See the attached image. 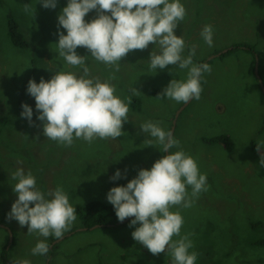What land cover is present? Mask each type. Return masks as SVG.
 <instances>
[{
	"label": "rangeland",
	"instance_id": "obj_1",
	"mask_svg": "<svg viewBox=\"0 0 264 264\" xmlns=\"http://www.w3.org/2000/svg\"><path fill=\"white\" fill-rule=\"evenodd\" d=\"M67 3L68 0H58L55 9H45L38 0H0V119L6 121L5 124L0 121V252L6 241L11 247L15 240V246L7 253L8 264L18 259H28L31 264H49V261L50 264H168L173 258L166 251L158 255L147 252L146 256V248L132 237L140 225L129 227L131 221L114 228L82 231V222L76 214L71 230L57 239L44 238L38 233L29 235L27 225L21 227L15 219L7 218L18 199L13 191L18 181L12 179V174L19 168L25 174L31 171L37 187L45 194L55 190L63 180L59 186L74 207L95 199L112 205L106 198L111 188L126 186L139 170H150L163 156L161 145L144 143L151 137L140 126L146 121L160 122L164 130L171 131L175 121L172 116L185 104L156 99V93L163 91L172 79H186L188 70L172 65L164 70H150L148 60L155 45L130 51L120 61L118 72L95 61L87 49L78 47V55L88 56L86 63L91 76L99 77L102 82L115 76L111 83L116 86L117 96L122 92L131 94L132 87L142 94L134 96L140 99L147 117L135 118L128 113L129 121L122 128L124 135L116 140L92 142H101L105 147L95 150L88 160L89 174L76 182L62 177L59 172L67 156L77 169H85L84 154L78 155L76 149L87 142L76 139L70 147H65L46 138L43 124L37 119L40 113L35 99L27 93V86L30 79L36 83L41 77L49 81L59 71L82 73L81 68L68 65L59 56L56 45L59 32L67 34L62 27L58 28V16ZM181 3L187 15L175 35L185 40L184 55H188L192 45H197L193 62L207 63L212 71L204 74L206 82H202L201 99H193L179 117L174 137L180 141V148L196 159L200 172L207 174L208 191L194 198L192 207H173L171 211L179 210L184 218L181 235L194 234L190 236L194 247L189 251L199 254L196 264H264V167L259 163L264 156V145L259 152L256 149V144L264 141V91L260 83L261 80L264 85V71L259 79L251 70L253 54L244 48L233 49L238 43L254 47L259 67L261 64L264 70V0H181ZM25 4L36 9L34 19L23 11ZM8 17L17 22L29 45L12 44ZM96 17L93 10L85 21ZM205 25L214 29L212 47L201 37ZM228 49L232 50L211 60ZM22 104L32 108L33 126L21 117ZM221 136L232 142L231 150L223 143H211ZM87 144L82 152L89 148ZM65 150L68 154L63 155ZM111 151L121 154L116 159L114 154L112 170L103 161L104 154ZM117 170L122 178L110 180ZM98 182H102L100 186L96 185ZM187 191L190 194L191 187ZM5 231L9 233L7 236ZM12 231L16 239L14 234L10 244ZM41 240L50 249L54 248L47 260V255L31 254Z\"/></svg>",
	"mask_w": 264,
	"mask_h": 264
},
{
	"label": "clouds",
	"instance_id": "obj_2",
	"mask_svg": "<svg viewBox=\"0 0 264 264\" xmlns=\"http://www.w3.org/2000/svg\"><path fill=\"white\" fill-rule=\"evenodd\" d=\"M57 2L38 0L45 9H55ZM93 10L97 17L86 22V15ZM23 11L34 19L36 9L30 4H25ZM186 15L181 0H68L58 16V28L62 27L67 34L59 32L56 45L59 56L68 65L81 68L82 73L59 71L49 81L43 77L39 83L29 80L27 93L35 99L43 135L65 147H70L76 139L89 144L96 139L116 140L124 135L123 125L129 121L131 97L142 95L132 87L131 95L125 99L117 96L116 86L111 83L115 76L103 82L91 76L86 63L88 56L78 55V47L87 49L95 61L118 72L120 61L130 51L145 50L153 44L155 50L148 60L150 70H164L169 65L188 70L186 79H172L156 99L167 98L185 104L193 99L199 101L202 82H206L204 74H210L212 69L207 63L193 62L197 45H192L188 55H184L185 40L175 35V30ZM213 35V26L205 25L201 37L209 47L213 46ZM21 107V117L33 126L32 108L27 104ZM140 129L151 137L144 143L148 146L158 143L168 154L150 170H139L126 186L111 188L107 201L113 205L118 221L134 217L129 227L140 226L132 232V237L153 255L166 251L174 264H196L198 253L189 251L194 247L190 239L194 234L181 235L184 218L179 210L171 209L192 207L194 198L208 191L207 174L200 172L196 159L180 148V141L171 131L164 130L160 122L146 121ZM261 145L264 141L256 144L257 152ZM173 148L180 150L172 152ZM259 163L264 167V156ZM121 178L117 170L110 180ZM12 179L18 181L13 187L18 199L11 206L9 220L15 219L21 227L27 225L29 235L38 233L44 238L60 239L71 230L77 210L62 186L45 194L37 187L32 172L25 174L23 168L17 169ZM188 187L192 190L190 194ZM48 252L49 245L43 240L31 250L34 256ZM14 264H31V261L18 259Z\"/></svg>",
	"mask_w": 264,
	"mask_h": 264
},
{
	"label": "trees",
	"instance_id": "obj_3",
	"mask_svg": "<svg viewBox=\"0 0 264 264\" xmlns=\"http://www.w3.org/2000/svg\"><path fill=\"white\" fill-rule=\"evenodd\" d=\"M7 29H8V35H9L10 41L12 42V44L15 47H20V46L21 47L22 46L26 47L27 45H29V42L21 34L19 25L13 19V17H8ZM242 48L249 50L248 52H250L254 56V63H253L252 68H251L252 73H254L255 64H256V61H257V59H256V55H257L256 50H255L254 47H248V46H246L245 44H242V43H238V44L234 45L233 49H235V50L236 49H240L241 50ZM217 53H219V52H217ZM217 53H215V54H217ZM263 71L264 70L262 68V65L260 64V67H259L260 77L263 75ZM262 79H263V77H262ZM262 86H264L263 83H262ZM161 93H162V90L159 91L158 93H156V95L158 96ZM120 95H121L120 96L121 99H125L127 96H129L131 94H129L128 92H122ZM131 98H132V104L129 106V109H130L129 116L135 117V118H140V117H143V116L147 117L143 107L140 105V99L137 98L136 96H132ZM160 99H162V98H160ZM175 113H174V115H175ZM174 115L172 116L173 119L175 117ZM0 121H2L4 124L6 122L3 119H0ZM107 143H108V141H107ZM207 143H209V141ZM211 143H213V144L214 143H223L225 145L226 149H228V150H231L232 147H233L232 142H230V140L228 138L223 137V136L217 137V139L216 140H212ZM82 147L86 148V147H88V144L84 143L83 146H80V147H78L76 149V152H77L78 155H82V153L84 154V158L86 160L84 161L83 165H84L85 169H83V170L82 169H77L75 167V164L70 160V157L67 156V159L63 162V164H64V166L62 167L63 170L61 172H59V174L62 177L65 176L66 178H70L71 180L76 182V181H79L81 178H83L86 174H89L88 171L90 169V162L88 160H91L95 150L96 151H100L105 146L101 142H94V143H91L89 148L86 149L83 152H82ZM64 154H68L66 152V150L63 153V155ZM114 154H115V159L118 156L121 155L120 153H114L113 151H111V152H106L104 154V156H103L104 163L110 164L111 170L113 169L112 161L114 159ZM164 155H165V153H163V156ZM62 179H65V178H62ZM58 181H59V179H58ZM62 181L63 180L59 181L58 183L56 182L58 184L57 186H59ZM101 183L102 182H98V183H96V185L100 186ZM43 189L45 190L46 187L43 186ZM75 208L77 210L76 214L79 216V218H80V220L82 222V227L81 228L82 229H87L86 231L96 230L98 228H114V227H117V226L125 225V224L118 225V223L120 221H118V219L116 217L113 205H108L106 203L100 202L97 199L90 200L85 205H77ZM95 226H99V227L93 229ZM82 229H80V230H82ZM5 233H6V236H7V234H9L7 231H5ZM12 234H13V240H14L15 232L12 231ZM15 239H16V234H15ZM15 244H16L15 240H14V243H13V245L11 247L8 245V241H6L4 243L3 251L0 252V254H1L0 255V264H8V255H7V253L11 250V248L13 246H15ZM143 247L144 246H142V248ZM53 252H54V248H52V249L49 248V252L46 254L47 255L46 260L49 259L50 255ZM144 252H145L146 256H148L147 252H149V255L151 254V252L147 248L144 250ZM49 264H50V261H49ZM51 264H52V262H51ZM168 264H174L173 259L170 260Z\"/></svg>",
	"mask_w": 264,
	"mask_h": 264
},
{
	"label": "water",
	"instance_id": "obj_4",
	"mask_svg": "<svg viewBox=\"0 0 264 264\" xmlns=\"http://www.w3.org/2000/svg\"><path fill=\"white\" fill-rule=\"evenodd\" d=\"M230 50H231V49L224 50V51H222L221 53H219V54H217V55H214L213 57H211V60L214 59V58H216V57H218V56H221V55H224V54L228 53ZM256 59H257V61H256V65H255V75L260 79V75H259V58L256 57ZM260 83H261V86H262V81H261V80H260ZM262 89H263V91H264V87H263V86H262ZM191 101H192V100H191ZM191 101H190V102H191ZM190 102H189V103H190ZM189 103L184 104V105L180 108V110L177 112V114H176V116H175V118H174L175 121L173 122V127L171 128V132L173 133V135H174L175 130H176V123H177L179 117L181 116V114L184 112V110H185V109L187 108V106L189 105ZM132 218H133V217L126 218L123 222H119L118 225L126 224V223H128ZM98 227H99V226H95L93 229L98 228ZM86 230H87V229H82V231H86ZM62 240H63V239L56 241V244L60 243ZM12 242H13V238L11 237V239H10V244H11ZM56 244H55V245H56Z\"/></svg>",
	"mask_w": 264,
	"mask_h": 264
},
{
	"label": "flooded vegetation",
	"instance_id": "obj_5",
	"mask_svg": "<svg viewBox=\"0 0 264 264\" xmlns=\"http://www.w3.org/2000/svg\"><path fill=\"white\" fill-rule=\"evenodd\" d=\"M264 87V86H263Z\"/></svg>",
	"mask_w": 264,
	"mask_h": 264
}]
</instances>
